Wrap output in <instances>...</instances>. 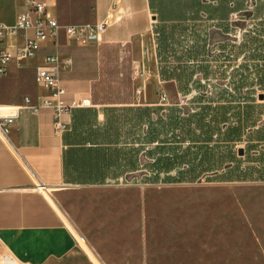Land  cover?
Wrapping results in <instances>:
<instances>
[{
  "label": "rangeland",
  "instance_id": "1",
  "mask_svg": "<svg viewBox=\"0 0 264 264\" xmlns=\"http://www.w3.org/2000/svg\"><path fill=\"white\" fill-rule=\"evenodd\" d=\"M15 2L0 0L1 19ZM185 8L164 10L155 36L173 93L140 80L162 100L148 111L161 162L146 181L71 187L61 209L79 243L54 264H264V0Z\"/></svg>",
  "mask_w": 264,
  "mask_h": 264
},
{
  "label": "crops",
  "instance_id": "2",
  "mask_svg": "<svg viewBox=\"0 0 264 264\" xmlns=\"http://www.w3.org/2000/svg\"><path fill=\"white\" fill-rule=\"evenodd\" d=\"M15 1L11 16L0 21L13 23L26 11L23 0ZM40 1L59 25L57 36L39 41L31 59L10 60L0 97L12 102L0 107L49 95L34 76L48 54L72 59L59 69L64 99L85 97L91 105L72 109L65 130L58 129L52 108H22L10 130L0 132V264H54L77 251V234L61 209L71 187L152 177L149 120L135 107L160 106L162 100L145 95L140 80L151 72L159 83L150 89L173 93V79L160 76L155 36L159 19H168L164 10L186 14L185 0ZM101 21L106 29L95 43L78 45L65 33L64 25ZM20 41L17 36L14 44ZM32 80L36 86L27 87Z\"/></svg>",
  "mask_w": 264,
  "mask_h": 264
},
{
  "label": "built area",
  "instance_id": "3",
  "mask_svg": "<svg viewBox=\"0 0 264 264\" xmlns=\"http://www.w3.org/2000/svg\"><path fill=\"white\" fill-rule=\"evenodd\" d=\"M23 1L26 11L19 14L13 23L8 24L0 21V80L6 74L11 59H31L38 53L39 41L57 36L59 25L55 19L47 15L44 3L40 0ZM106 24L105 21L94 22V24H67L64 25V28L67 37L79 45L99 41L106 29ZM17 36L21 41L15 45L14 39ZM44 60L43 65L35 68L34 76L35 82L49 92V95L38 102L25 96L21 104L6 105L7 111L10 113L0 115L1 133L6 134L10 130L22 108L30 109L34 113H38L42 108H52L58 129L65 130L72 109L91 105L90 99L85 97L72 100L64 99L66 91L60 84L59 69L72 64L70 57L63 56L61 58L58 55L48 54ZM65 117L67 119H64Z\"/></svg>",
  "mask_w": 264,
  "mask_h": 264
},
{
  "label": "trees",
  "instance_id": "4",
  "mask_svg": "<svg viewBox=\"0 0 264 264\" xmlns=\"http://www.w3.org/2000/svg\"><path fill=\"white\" fill-rule=\"evenodd\" d=\"M150 106H148V107H144V108H140V107H135V110H136V115L137 116H142L143 118L147 115L148 116V120H149V136H151V135H153V136H155V133L154 132H151V124H155L156 122H161L162 121V118H158L157 117V120H151V118L149 117V115H148V111H149V108ZM182 119H184V118H182ZM154 138H156V136L155 137H152L151 136V143L152 142H154L155 140H154ZM157 149H160V147L159 148H157ZM151 152H152V148H151V150H150ZM152 157H153V152H152ZM161 157V156H160ZM159 157V159L157 158L156 160H154V162H153V164H159L160 162H161V158ZM152 164V168L154 169V167L153 166H156V165H153ZM160 169H162V171H163V168H160ZM170 170V169H169ZM164 171H166V172H168V170H165L164 169ZM157 172H159V170H157Z\"/></svg>",
  "mask_w": 264,
  "mask_h": 264
},
{
  "label": "bare ground",
  "instance_id": "5",
  "mask_svg": "<svg viewBox=\"0 0 264 264\" xmlns=\"http://www.w3.org/2000/svg\"><path fill=\"white\" fill-rule=\"evenodd\" d=\"M6 111H7V106L0 107V115H2V113H5Z\"/></svg>",
  "mask_w": 264,
  "mask_h": 264
},
{
  "label": "water",
  "instance_id": "6",
  "mask_svg": "<svg viewBox=\"0 0 264 264\" xmlns=\"http://www.w3.org/2000/svg\"><path fill=\"white\" fill-rule=\"evenodd\" d=\"M258 98L259 99H263V95L262 94H260L259 96H258ZM239 155H241V154H243L244 153V150L241 148V149H239Z\"/></svg>",
  "mask_w": 264,
  "mask_h": 264
}]
</instances>
